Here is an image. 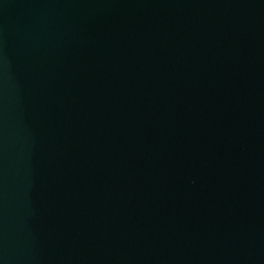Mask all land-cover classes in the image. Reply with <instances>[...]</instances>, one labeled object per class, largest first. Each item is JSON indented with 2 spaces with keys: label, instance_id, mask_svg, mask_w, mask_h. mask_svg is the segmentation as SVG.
I'll return each instance as SVG.
<instances>
[{
  "label": "water",
  "instance_id": "95a60500",
  "mask_svg": "<svg viewBox=\"0 0 264 264\" xmlns=\"http://www.w3.org/2000/svg\"><path fill=\"white\" fill-rule=\"evenodd\" d=\"M0 264H264V0H0Z\"/></svg>",
  "mask_w": 264,
  "mask_h": 264
}]
</instances>
